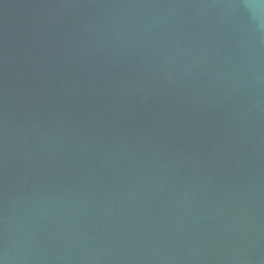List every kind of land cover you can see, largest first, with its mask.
<instances>
[{
    "label": "water",
    "instance_id": "95a60500",
    "mask_svg": "<svg viewBox=\"0 0 264 264\" xmlns=\"http://www.w3.org/2000/svg\"><path fill=\"white\" fill-rule=\"evenodd\" d=\"M0 264H264V0H0Z\"/></svg>",
    "mask_w": 264,
    "mask_h": 264
}]
</instances>
